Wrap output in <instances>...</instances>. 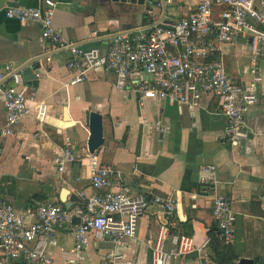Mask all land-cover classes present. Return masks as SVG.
<instances>
[{"label": "crops", "instance_id": "1", "mask_svg": "<svg viewBox=\"0 0 264 264\" xmlns=\"http://www.w3.org/2000/svg\"><path fill=\"white\" fill-rule=\"evenodd\" d=\"M148 1L138 5L110 0H54L53 25L79 48L105 53L115 34L140 30L161 18L177 19L188 14L196 2L180 0L163 5L161 0ZM42 2L0 0V71L11 65L23 81L22 71L30 67L38 78L37 86L23 81L26 95L33 96L28 102L30 114L13 127L11 136L0 139V202L11 203L20 212L45 201L64 205L60 197L65 190L67 208L83 203L76 192H91L88 127L84 123V112L91 110L102 115L103 142L95 151L100 163L121 171L132 193L150 199L138 218L135 236L119 247L126 258L133 264H150V250L158 239L159 223L164 221L171 223L163 240L164 249L171 247L175 232L190 236L195 247L204 242L208 226L215 228L216 223L211 209L213 192L201 182L200 168L213 164L215 193L228 196L236 213L231 243L237 255L234 264L240 258L264 264V106L249 107L248 137L231 146L224 138L225 119L215 97L204 95L201 106L194 111L165 99L139 102L135 84L151 78L143 71L129 76L120 89L115 87V75L102 69H92L83 82L66 86L73 75L66 68L69 52L52 49L41 37L36 22L21 23L5 14L10 6L39 7ZM220 56L226 72L238 84L251 82L248 36L223 44ZM257 67L261 77L257 91L264 94V61L258 60ZM3 83L10 85V76ZM39 104L46 114L41 122L35 117ZM155 121L161 122L163 131ZM4 124L0 99V128ZM66 138L71 140L76 160L58 171L53 160L61 153ZM154 195L179 196L177 212L171 216L162 212L151 201ZM54 237L57 244L47 248L53 264H70L69 259L72 264H98L111 247L107 238H90L84 251L72 253L69 229H58ZM206 252L210 255L209 247ZM165 264L206 263L194 249L167 258Z\"/></svg>", "mask_w": 264, "mask_h": 264}, {"label": "built area", "instance_id": "2", "mask_svg": "<svg viewBox=\"0 0 264 264\" xmlns=\"http://www.w3.org/2000/svg\"><path fill=\"white\" fill-rule=\"evenodd\" d=\"M180 0H163L175 4ZM160 6V2L156 1ZM54 0H43L42 6H10L5 14L21 23L36 22L41 37L54 50H66L70 57L66 68L73 72L65 85L83 82L92 69H102L115 75V87L123 88L129 76L143 71L151 75L135 84L138 100L165 99L170 104L184 105L188 111L201 106L202 97L209 95L218 100V111L225 119L224 138L231 146L248 137L246 114L252 105L264 106V94L257 91V61H264V0H196L193 9L177 19H159L137 31H123L110 39L108 50L101 53L96 48L84 50L66 39L53 25ZM249 37L251 82L238 84L225 70L221 60L222 45L238 37ZM49 60V58L47 59ZM10 76L11 84H4ZM0 99L5 110V124L0 128V139L11 136L13 127L30 114L19 71L5 65L0 71ZM45 111L37 105L35 117L43 121ZM155 126L163 131L160 121ZM76 160L69 138L53 162L58 171ZM90 171V193L78 190L83 203L69 209L63 204L45 201L25 212H20L8 202H0V264H53L47 253L49 246L57 244L54 237L58 229L70 230L72 253L84 251L90 238H107L111 244L98 264H133L121 253L125 240L133 238L137 221L150 203L145 194L131 192L122 172L102 165L95 151L87 153ZM201 182L213 192L212 216L216 222V237L225 243L233 241L236 213L230 198L215 193L216 173L213 164L200 168ZM151 201L168 216L177 212L179 196H152ZM161 220V217H159ZM170 221L159 223V235L150 250V264H165L167 258L188 254L194 249L202 254L206 264H216L206 249L208 236L195 247L190 236L175 232L171 247L166 250L163 240L170 230ZM70 264L72 259L68 260Z\"/></svg>", "mask_w": 264, "mask_h": 264}, {"label": "water", "instance_id": "3", "mask_svg": "<svg viewBox=\"0 0 264 264\" xmlns=\"http://www.w3.org/2000/svg\"><path fill=\"white\" fill-rule=\"evenodd\" d=\"M110 1L114 3H122V4L129 3V4H138V5H146L147 3H149L148 0H110ZM161 2L163 3V0H161ZM163 5L165 4L163 3ZM22 75H23V81H25L28 84L31 83L34 84V86H37L38 78L32 68L25 67L24 70L22 71ZM84 123L88 127L87 149L89 152L96 151V149H98L103 142L102 115L98 112L86 110L84 112ZM65 192H66L65 190H62L60 198L63 200L64 205L66 206V201H64ZM237 264H253V261L247 258H240Z\"/></svg>", "mask_w": 264, "mask_h": 264}, {"label": "trees", "instance_id": "4", "mask_svg": "<svg viewBox=\"0 0 264 264\" xmlns=\"http://www.w3.org/2000/svg\"><path fill=\"white\" fill-rule=\"evenodd\" d=\"M216 223V222H215ZM209 225L208 236L211 238L210 257L216 264H234L237 260V255L234 252L231 244L225 243L216 237L217 226Z\"/></svg>", "mask_w": 264, "mask_h": 264}]
</instances>
